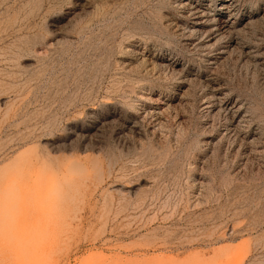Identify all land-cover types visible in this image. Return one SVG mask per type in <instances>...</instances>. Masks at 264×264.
I'll return each instance as SVG.
<instances>
[{"label":"rangeland","instance_id":"obj_1","mask_svg":"<svg viewBox=\"0 0 264 264\" xmlns=\"http://www.w3.org/2000/svg\"><path fill=\"white\" fill-rule=\"evenodd\" d=\"M0 264H264V0H0Z\"/></svg>","mask_w":264,"mask_h":264}]
</instances>
